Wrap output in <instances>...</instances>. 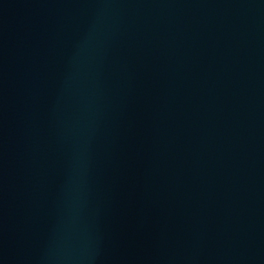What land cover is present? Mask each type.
<instances>
[{
	"label": "water",
	"instance_id": "95a60500",
	"mask_svg": "<svg viewBox=\"0 0 264 264\" xmlns=\"http://www.w3.org/2000/svg\"><path fill=\"white\" fill-rule=\"evenodd\" d=\"M0 264H264V0H0Z\"/></svg>",
	"mask_w": 264,
	"mask_h": 264
}]
</instances>
